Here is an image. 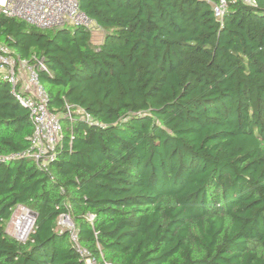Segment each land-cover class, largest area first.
Masks as SVG:
<instances>
[{
  "label": "trees",
  "instance_id": "trees-1",
  "mask_svg": "<svg viewBox=\"0 0 264 264\" xmlns=\"http://www.w3.org/2000/svg\"><path fill=\"white\" fill-rule=\"evenodd\" d=\"M217 2L80 0L99 42L0 14L63 124L45 170L0 76V264H85L63 214L114 264H264V0H229L222 20ZM17 204L37 213L26 243L6 228Z\"/></svg>",
  "mask_w": 264,
  "mask_h": 264
},
{
  "label": "built area",
  "instance_id": "built-area-1",
  "mask_svg": "<svg viewBox=\"0 0 264 264\" xmlns=\"http://www.w3.org/2000/svg\"><path fill=\"white\" fill-rule=\"evenodd\" d=\"M246 4L257 5V0H242ZM229 7V0H219L214 4L217 19L222 20ZM0 14L17 18L42 30L83 26L91 30L98 26L81 9L80 0H0ZM47 67L42 61L30 62L17 55L8 45L0 43V76L12 86V92L29 109L33 122L30 147L24 155H29L43 167L56 158V149L63 137L61 115L50 108V94L42 83L39 71ZM74 113L93 123L91 116L82 110H72L67 105L64 116L71 122ZM37 213L24 204H17L10 218L7 232L18 241L26 243L36 227ZM89 220L94 215L89 214ZM72 244L85 264H114L102 252L97 255L86 247L80 237L79 229L68 228ZM100 248V247H99Z\"/></svg>",
  "mask_w": 264,
  "mask_h": 264
},
{
  "label": "rangeland",
  "instance_id": "rangeland-1",
  "mask_svg": "<svg viewBox=\"0 0 264 264\" xmlns=\"http://www.w3.org/2000/svg\"><path fill=\"white\" fill-rule=\"evenodd\" d=\"M91 31L93 34V41L94 42H99L100 40H102L103 35H104L103 30H101L98 26H95V27L91 28ZM9 222H10V220H8L6 222L7 230H8ZM72 225L76 226L73 217L70 214H63L57 220L56 229L59 231H63V230L68 229Z\"/></svg>",
  "mask_w": 264,
  "mask_h": 264
}]
</instances>
